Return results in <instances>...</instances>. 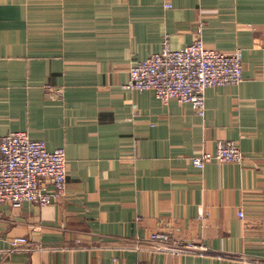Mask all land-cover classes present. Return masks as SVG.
I'll use <instances>...</instances> for the list:
<instances>
[{
    "label": "crops",
    "instance_id": "obj_1",
    "mask_svg": "<svg viewBox=\"0 0 264 264\" xmlns=\"http://www.w3.org/2000/svg\"><path fill=\"white\" fill-rule=\"evenodd\" d=\"M199 27L206 49L243 55L204 118L123 88L165 35L177 51ZM263 40L264 0H0V136L25 132L68 166L55 204H0V264H264ZM218 141L243 162L193 167ZM156 233L208 253L156 251Z\"/></svg>",
    "mask_w": 264,
    "mask_h": 264
},
{
    "label": "built area",
    "instance_id": "obj_2",
    "mask_svg": "<svg viewBox=\"0 0 264 264\" xmlns=\"http://www.w3.org/2000/svg\"><path fill=\"white\" fill-rule=\"evenodd\" d=\"M201 28L190 45L177 51L171 50L169 37L165 35L159 53L130 66L123 88L152 91L164 104L171 100L189 104L197 117L204 118L207 89L238 86L243 81V55L241 50L225 54L206 49ZM243 160L244 155L235 142L218 141L213 153L202 151L191 158V163L202 171L212 162L240 164ZM67 176L63 149L48 151L43 141L32 140L25 132L0 136V204L8 203L15 208L24 204L40 207L55 204L66 195ZM239 217L243 214L239 213ZM149 244L156 251L173 255L208 253L203 246L181 243L164 233L152 235ZM10 245L17 249L28 243L18 238ZM136 264L150 263L140 261Z\"/></svg>",
    "mask_w": 264,
    "mask_h": 264
},
{
    "label": "rangeland",
    "instance_id": "obj_3",
    "mask_svg": "<svg viewBox=\"0 0 264 264\" xmlns=\"http://www.w3.org/2000/svg\"><path fill=\"white\" fill-rule=\"evenodd\" d=\"M47 91H49V89H47ZM56 92H58V91H56Z\"/></svg>",
    "mask_w": 264,
    "mask_h": 264
}]
</instances>
